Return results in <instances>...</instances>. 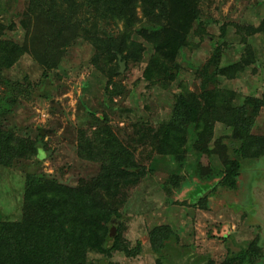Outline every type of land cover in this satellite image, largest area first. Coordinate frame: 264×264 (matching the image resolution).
Returning a JSON list of instances; mask_svg holds the SVG:
<instances>
[{"label":"rangeland","instance_id":"374dc122","mask_svg":"<svg viewBox=\"0 0 264 264\" xmlns=\"http://www.w3.org/2000/svg\"><path fill=\"white\" fill-rule=\"evenodd\" d=\"M29 2L0 0L2 20L18 25L16 30H5L8 37L23 41L26 32L20 21L28 11ZM199 4L200 27L205 26L206 32L203 37L194 34L199 26L195 20L188 37L191 45L172 50L168 67L162 66V71L166 73L179 65L180 72L167 88L163 85L167 84L168 75H163L164 79L156 84L144 78V68L154 46L141 30L150 32L162 25L145 17L140 7L137 14L141 21L134 25L131 36L143 42L145 51L140 61H126L125 70L114 76V82L122 86L118 93H113L114 83H109L107 75L93 65L95 48L83 38L70 43L58 66L52 69L42 66L29 53L11 68L4 69L0 105L9 103L7 123L18 134L42 139L45 144L39 148L44 153L42 158L23 159L10 168L0 165V219L21 218L26 173L45 172L69 185L87 184L95 178L101 163L80 155V132L109 125L136 160L151 172L126 188V200L120 207L123 241L108 264H206L211 259L220 264L232 248L244 247L257 236L264 242V163L246 164L241 183L235 189L216 185L220 179L217 176L202 180V170H213L220 162L217 156H199L196 150V109L187 112L180 125L170 131L168 141L159 143L163 148L152 149L144 142H134L138 137L137 126L159 128L162 122L173 118L178 96L189 101L190 106L196 105L202 90L201 69L221 41L226 42L223 65L240 61L249 44L260 60L259 65H241L235 77L218 78L217 84L224 87L234 103L242 102L247 94H261L264 89V35L256 33L243 42L236 28L237 24L259 25L264 20V0H202ZM168 6L169 1L162 0L160 9L166 10ZM223 25L226 32L222 38ZM100 29L102 36H108L118 35L125 28L122 21L108 18L101 21ZM0 34L4 32L0 30ZM42 129L44 136L40 134ZM213 129L210 146L230 133L221 123H216ZM252 132L264 134V108ZM192 179L203 189L216 185L211 195L210 189L203 193L209 192L205 196H208L205 208L192 204L190 198L198 195L197 184L188 185ZM162 224H169L179 237L178 247L167 249L163 259L153 250L149 238L151 229ZM113 227L117 233L116 226ZM226 229L227 238L218 237ZM107 261L104 255L91 253L88 264Z\"/></svg>","mask_w":264,"mask_h":264},{"label":"trees","instance_id":"16d2710c","mask_svg":"<svg viewBox=\"0 0 264 264\" xmlns=\"http://www.w3.org/2000/svg\"><path fill=\"white\" fill-rule=\"evenodd\" d=\"M168 1V8L161 10L162 0H30L28 11L20 21L26 32L23 41L7 36L5 30H16L18 25L15 22L7 24L0 16V30L4 32L0 34V79H4V69L14 66L26 53L42 66L52 69L58 66L66 47L77 38H83L95 48L93 65L107 75L109 83H114L113 93H118L122 86L114 82V76L122 73L119 54L127 62H138L145 51L143 42L131 36L134 25L141 21L137 14L140 7L145 17L162 25L150 32L141 30L154 46V53L144 68V78L156 84L164 79L163 75H168L169 83L163 85L167 88L180 72L179 65L166 73L162 71V66L168 67L172 50L191 45L188 37L195 20L199 21V26L194 34L203 37L206 32L205 26L200 27L199 3L202 0ZM108 18L122 21L125 29L118 35L102 36L101 21ZM236 28L245 42L256 33L264 35V20L259 25L237 24ZM221 29L223 38L226 26ZM225 44L221 41L215 46L212 56L199 72L202 90L196 105L190 106L189 101L178 96L173 105V118L162 122L159 128L146 124L137 126L138 137L134 142H144L152 149L163 148L159 143L168 141L170 131L180 125L187 112L196 109V150L199 156H217L220 162V166L213 170H202L201 174L199 171L200 177L211 180L217 176L220 179L216 185L235 189L241 183L246 164L264 163V134L252 132L256 118L264 108V89L261 94H247L242 102L235 104L224 87L217 84L219 77H235L241 65L260 63L255 48L249 44L240 61L223 65ZM9 108L6 101L0 105V165L10 168L23 159L42 158L44 153L41 154L39 148L45 143L42 139L20 135L9 126ZM216 123L224 124L230 133L219 137L214 146H210ZM44 132L40 134L44 136ZM79 153L83 158L101 163L98 175L87 184H65L45 172L26 173L21 218L0 219V264H88L91 253L104 255L109 260L104 264L111 261L123 241L120 207L126 200V188L138 183L151 170L136 160L134 153L109 125L81 130ZM192 182L198 186V195L190 198L192 204L207 207L208 196H205L214 191L216 185L203 189L195 179L188 185ZM113 225L117 233L111 237ZM226 230L217 234L218 237H224L228 233ZM149 238L151 247L162 259L167 249L172 251L178 247V234L169 224L154 226ZM135 252L131 253L137 254ZM263 261L264 242L257 236L246 246L229 250L220 264ZM206 264L216 263L211 259Z\"/></svg>","mask_w":264,"mask_h":264},{"label":"water","instance_id":"95a60500","mask_svg":"<svg viewBox=\"0 0 264 264\" xmlns=\"http://www.w3.org/2000/svg\"><path fill=\"white\" fill-rule=\"evenodd\" d=\"M119 64H120V72H123L126 68V61L122 59V55L119 54ZM115 228L113 227L111 229V237H113L115 235Z\"/></svg>","mask_w":264,"mask_h":264}]
</instances>
